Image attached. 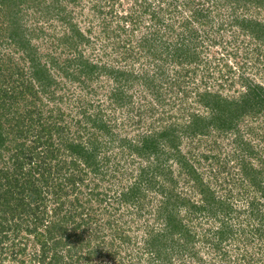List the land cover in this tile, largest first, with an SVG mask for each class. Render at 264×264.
Here are the masks:
<instances>
[{"label":"trees","instance_id":"trees-1","mask_svg":"<svg viewBox=\"0 0 264 264\" xmlns=\"http://www.w3.org/2000/svg\"><path fill=\"white\" fill-rule=\"evenodd\" d=\"M79 1L0 0L3 16L0 31H7L10 43L20 52L18 58L0 57V248L3 249L0 264H8L7 260L12 264H24L28 247L33 248L30 261L38 264H172L174 258L183 259L184 256L202 261L196 247L200 238L193 227L195 220H199L197 217L210 215L222 221L213 234L217 238L214 246L221 249L224 242L237 236V228L230 219L234 211L236 215L240 211L204 182L201 173L183 152L181 143L189 136L202 135L211 129L232 131L236 133V143L241 144L244 152L250 153L254 148L253 139L246 137L241 123L246 115L258 114L264 109V85L252 82L242 73L245 90L238 96L229 97L206 87L195 93L194 100L204 106L208 114L196 111V108L191 110L195 104L183 98L179 109L182 115L187 114L188 121L181 123L177 118L171 119L173 114L169 109H160L159 105H164L166 100L160 90L168 92L169 84H173L187 97V84L197 80L184 74L186 67L196 69L202 62L196 51L195 35L199 28L194 20L210 21L212 9L203 7L207 0L198 1L201 5L194 7L190 15L183 14L179 21L175 18L163 23L162 16L164 12L174 10L180 0L167 1L166 7L151 11L153 22L149 26L153 28L136 47L140 54L137 58L147 53L155 63V70L139 72L130 70L129 65V69L121 68L113 61L107 63L102 57H91L89 51L94 39L80 30L73 20V8H70L79 5ZM102 1L105 5L113 4L106 12L114 17L116 0ZM100 3L98 10L105 14L106 9ZM240 8L258 12V9L264 10V0H232V22L264 42V21L239 13ZM28 10L29 27H26L23 19ZM139 17L121 14L117 23L122 19L126 23L130 21V32L134 34L140 28ZM57 21L63 33L45 37V25L55 26ZM126 23L120 22L117 26L127 31ZM107 24L110 21L104 20L103 30L108 28L105 27ZM167 32L171 34L165 35ZM173 35L177 38H170ZM171 39L174 41L169 43ZM116 44L124 51L117 50L116 45L115 52L119 51L127 60L134 45L129 41H117ZM192 62L196 65L189 67ZM207 63L205 66L210 65ZM26 64L28 69L24 71ZM170 71L177 72L175 77ZM206 73L202 74L205 76ZM102 74L118 82L106 95L113 98L107 106H103L98 89L92 85ZM220 76L223 80L228 78L224 73ZM75 81L91 95L86 101L83 93L74 98L71 106L76 111L73 114L60 104L64 98L56 91L61 85L63 89ZM203 81L205 86L211 84L209 77ZM135 82L151 90L150 93L158 87L159 94L155 98L149 94L134 97L128 90ZM47 98L52 102L47 103ZM117 106H129L131 118L137 116L139 122L152 118L153 124L150 123L151 127L142 132L137 141L113 130V123L109 121L113 117L106 114L107 109H118ZM111 145L129 148L131 155L136 154L132 157L134 160L135 157L142 160L135 181L121 191L110 187L115 190L113 194L104 189V182H101L116 176V169L119 170L118 166L109 169L112 156L104 154ZM240 162L243 173L262 190L263 197L262 200L256 197L249 200L246 211L256 226L243 229L242 234L250 232L264 237V167L255 168L244 156ZM175 163L177 170L173 167ZM184 173L197 181L202 192L200 203L183 196L177 190L178 181H171L175 179L174 175L183 176ZM110 197L114 202H109ZM107 203L117 209L132 206L131 213L135 217L129 221H118L111 216L103 219L97 211L108 210ZM183 209L186 210L184 213ZM136 217H151L154 221L150 225L143 223L146 226V233L141 237L144 244L138 245L136 255L127 263L117 258L121 246L116 242L121 239L123 245L131 244L133 238L122 227ZM203 239L210 241L211 238L204 236ZM6 251H11V255ZM226 253L228 257L225 249L223 256ZM232 259L236 256H229L227 261ZM252 264H264V256Z\"/></svg>","mask_w":264,"mask_h":264},{"label":"rangeland","instance_id":"rangeland-1","mask_svg":"<svg viewBox=\"0 0 264 264\" xmlns=\"http://www.w3.org/2000/svg\"><path fill=\"white\" fill-rule=\"evenodd\" d=\"M167 1L170 0H119L118 2L116 0L114 3V17L106 12L113 7V4L109 3L105 5L102 0H80L79 5L76 7L70 6V8H73V20L79 25L80 30L94 39L89 51L93 59H101L102 57L103 62L108 63L113 61L119 67L127 69H129L127 67V65H129L131 66L130 70L135 69L138 72L144 69L154 71L155 63L148 58L149 56L147 53L142 54L139 59L137 58L140 54L136 46L139 43L138 41L145 34H149L153 28L152 26L150 29L149 26L153 22L151 11L153 12L155 9L158 10L159 8L166 7L168 5ZM198 1L200 0H180L179 4L175 5L174 10L171 12H164V16H162L164 21L162 22L167 23L168 21H173L175 18L181 19L183 14L184 16L190 15L193 8L197 5L200 6L203 0H201V2ZM213 1L215 2L211 3L207 0L203 6L206 10L209 8L212 9L210 21L200 23L198 20H194V24L199 28L198 34L195 35V37H197L195 43L196 51L202 58V62H200V66L197 65L195 67L196 69L186 67L187 73L184 75L197 79L187 84L186 89L189 92L187 97H184L183 92L179 91L178 87L173 84H169L168 89L170 91L168 92L160 90L163 96H166L164 105H159L160 109H169L170 113L173 114L171 119L177 118L176 120L181 123L188 121L187 114L185 113L182 115V110L179 109V105L182 104L183 98L195 104L191 110L196 108V111L208 114V110L204 106L198 105L194 100L195 93H197L198 90L203 91V89L210 86L212 89L221 91L223 95L229 97L238 96L241 91L245 90L244 82L241 78L242 73L245 78H249L252 82H258L264 85V42L245 31L238 23L232 22V0L231 3L229 2L230 0ZM95 3L96 6H94ZM99 3L104 5V9H106L105 14L102 12L100 13L98 10ZM238 11L242 14L258 17L264 21L263 9H258L257 12L255 9L249 11L248 8H240ZM121 14H131L133 18L136 15H140V28L137 29L134 34L130 32L132 28V23L130 21L126 23L125 20L122 19L117 23L118 15ZM2 20L3 16L0 14L1 27L3 26ZM104 20L105 22L110 21V24L105 26L108 27L106 30H103ZM177 21H179V19ZM120 22L126 23L127 31L117 26ZM23 23L26 27H29V10L24 16ZM113 26H115V28H113ZM5 27L6 25L4 24V28ZM45 27L47 29L45 37H55L54 35H61L64 31L58 21L55 26L50 27L49 25H45ZM106 31H108L109 34ZM115 32L118 35H116ZM169 34H171V32L165 33V35ZM0 37V57L9 55L18 58L20 52L10 43L11 37L7 35V31H0ZM108 37H111L109 41ZM174 37L173 35V37L170 38H177ZM117 41L121 43L129 41L130 45H134V47L131 48L133 53H131V51L129 52L130 55H128L129 58H127V60L123 59V54H119V51L118 53L115 52L114 49L116 45L117 50L124 51L123 47L116 44ZM173 41L171 39L168 42L172 43ZM116 54H118V58H115ZM207 62H209L210 65L205 66ZM195 65L196 63L192 62L189 67H194ZM209 66H211V68H208ZM230 67L232 70H230ZM27 69L28 64L25 65L24 71ZM204 71L207 72L205 75L207 77L202 74ZM208 71L211 74H209ZM170 73H172L173 77L177 74L176 71H170ZM222 73L226 75L225 78H228L225 80L220 79ZM208 77L209 80H211V84L205 86L204 81L202 83V79H208ZM229 78L231 79L227 81ZM63 84H65L64 80ZM92 85L98 89L99 96L102 97L100 101H103V106H107L113 98L110 99L106 97V95L118 85V82L109 75L102 74L101 77L93 81ZM197 85H200V88H197ZM158 90L157 87L154 92L150 93L151 90L149 91L141 83L135 82L130 85L128 92L132 93L134 97L138 95L142 97L143 94H149L150 97L155 98L159 94L157 92ZM81 93L86 95V97L83 98L84 101L90 98L89 96L91 94L77 81L68 83V86L63 89L61 85V88H58L56 91L57 95H61L64 98L60 104L67 110H70V112L72 111L73 114H75L76 110L72 108L71 105L75 101L74 98H77ZM45 101L47 103L52 102L50 98H47ZM48 107L52 108L53 106L48 104ZM117 107L118 109H107L108 114H106L113 117L112 120L109 119V121L113 123V130L122 135L131 137L133 141H137L140 134L151 127L150 123L153 124L151 121L152 118H148L145 122H139L136 118L137 116L131 118L132 115L128 113L129 106ZM168 120L170 121V118ZM241 130L246 132V137H251L253 139L254 148H252L253 151L251 150L250 153L244 152L241 144L236 143V133L232 131L227 132L211 129L209 132L202 135L189 136L181 143L183 152L188 156L193 165L196 166L198 172L201 173L204 182L209 185L211 189L215 190L219 197L222 199L224 198L226 202H231L233 204L232 206L239 210L240 213L238 212V215H236L237 213L234 211L230 219L234 228H237V236L232 241L224 242L221 249L214 246V242L217 241V238L213 234L215 230L221 227L222 221L210 215L198 216L197 218H199V220H195L196 222L193 224V227H195L197 231L196 236L200 238V240L196 241V247L203 260L201 261L196 257L184 256L183 259L174 258L172 264H252L258 262L262 255L264 256V237L254 233L251 234L250 232L242 234L243 229L249 230L253 228V226H256L253 220L249 218L248 210L246 211L249 207V200L254 197L262 200L263 197L262 190L243 173V163L240 162V159L244 156L247 157V161L251 162L255 168L264 167V109L258 114L246 115L244 117V122L241 123ZM129 150L130 149L126 147L122 148L118 146V148H115L111 145V147L104 152V154L106 153L112 156L109 169L114 170L117 166L119 167V170L116 169V176L107 178L105 181L101 180V182H104L103 188L107 189L111 194H113L115 190L121 191L126 189V187L137 178L142 160L137 157H135L136 159L134 160L132 157L136 154L133 153V155H131ZM123 151L127 153L123 154ZM173 167H175L176 170L178 169L176 163L173 164ZM176 170L175 172H177ZM174 177L175 179L171 181H178V192L190 198L192 201L200 203L202 192L197 187V181L190 179L189 175L185 173L183 176L174 175ZM169 183L172 185L171 182ZM110 187L115 190H112ZM112 200L113 197H110L109 202H114ZM110 203H107L108 210L104 211L103 209H98L102 211H97L101 218L106 219L111 216L112 219H115V217L118 218V221H129L132 216L135 217V214L133 215L131 213L132 206L124 205L117 209ZM93 205L96 207V203L93 202ZM185 211L186 210L183 209V213ZM222 216L223 215H221V217ZM145 217H136L129 225H123L122 228L125 229V233L130 235L133 240L129 245H123L121 239L117 240L116 245L121 246L117 258L122 259L121 261L128 263L131 257L136 255L138 245L141 244V246H143L144 241L141 237L146 233V226H144L143 223L150 225L154 221L151 217ZM204 236H210V241L203 239ZM225 249L228 252V257L227 253L223 256V251ZM2 251L3 249L0 248V260L2 259ZM32 251L33 248L28 247V253L27 256H25L27 262L24 264H38V262L30 261L33 256ZM106 251H108V249ZM11 253V251H6V254L11 255ZM229 256H236V259L227 261ZM7 263L12 264L10 260H7Z\"/></svg>","mask_w":264,"mask_h":264}]
</instances>
